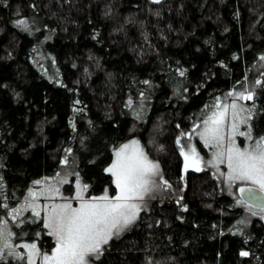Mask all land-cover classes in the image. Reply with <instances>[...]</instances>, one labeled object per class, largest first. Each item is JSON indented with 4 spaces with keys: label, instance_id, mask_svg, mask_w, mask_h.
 Listing matches in <instances>:
<instances>
[{
    "label": "trees",
    "instance_id": "trees-1",
    "mask_svg": "<svg viewBox=\"0 0 264 264\" xmlns=\"http://www.w3.org/2000/svg\"><path fill=\"white\" fill-rule=\"evenodd\" d=\"M263 55L264 0H0V219L67 153L88 196H112L113 151L136 138L170 187L91 264H264V224L210 171H185L177 144L245 83L264 137Z\"/></svg>",
    "mask_w": 264,
    "mask_h": 264
},
{
    "label": "snow or ice",
    "instance_id": "snow-or-ice-1",
    "mask_svg": "<svg viewBox=\"0 0 264 264\" xmlns=\"http://www.w3.org/2000/svg\"><path fill=\"white\" fill-rule=\"evenodd\" d=\"M17 23L20 26H26L24 20H19ZM228 95L233 96L234 94L230 92ZM236 98L251 100L253 96L251 93H240L236 95ZM220 107L221 105L217 103L218 110L203 121L205 126L199 133L206 147L217 149L213 161L209 162L210 166L219 167V164L226 163L228 172L223 175L230 184L236 181H247L258 185L259 190L264 192V137H260L253 144L241 149L236 146L232 135H229L228 145L225 147L224 127L229 105L225 104L223 111L219 110ZM230 107L232 119L235 121L239 118V113L236 111L237 105L233 102ZM236 127L233 123V132ZM195 130L194 128L193 131ZM241 135L245 134L241 133ZM246 138L252 139L250 130ZM177 144L181 146V155L185 159V171L189 167L200 171L201 161L196 155L195 148L181 145L179 138ZM185 148H188L187 152ZM106 172L114 178L113 182L117 190L114 196H110L105 190L104 195L85 200L81 194L87 190L85 185L76 196V199L80 200L79 207H73L71 203L43 206L44 227L49 229L48 234L56 239V247L52 255L43 257L44 264H91L92 257L98 258L102 245L108 244L113 236L118 237L137 220L139 213L143 210V205L139 202L143 201L145 196L158 186L156 177L160 178V184L170 187L163 179L159 165L148 159L135 140L115 151V160ZM36 183L39 184L40 181ZM52 191L58 192L59 189ZM239 191L242 194L247 192L249 199L254 198L255 194L252 189L240 188ZM30 195L34 201L36 194L30 193ZM27 207L32 208L34 216H40L34 204H29ZM20 212L21 209H14L13 219ZM12 235L7 230L5 221L0 219V243L3 247L11 248L8 240ZM22 247L28 252V264H34L32 256L35 254L36 245L25 244ZM241 255L247 256L248 253L241 252Z\"/></svg>",
    "mask_w": 264,
    "mask_h": 264
},
{
    "label": "rangeland",
    "instance_id": "rangeland-1",
    "mask_svg": "<svg viewBox=\"0 0 264 264\" xmlns=\"http://www.w3.org/2000/svg\"><path fill=\"white\" fill-rule=\"evenodd\" d=\"M45 57L50 59V54H46ZM264 55L258 60L257 65L253 69V71H258V72H264ZM42 59V58H41ZM253 86L248 85L247 83L244 84L243 88L240 89H233L230 91L225 92L221 96L216 97V102L212 105V108L210 109V112L208 113L207 117L210 116L213 112L217 111L218 109L216 108L217 103L221 105L220 111H223V106L225 104L229 105L228 108V113H227V118L225 120V127H224V145L227 147L228 145V136L232 135L233 140L235 141V144L238 148H245L248 147L250 144H253L257 139H254L252 137L251 140L246 138V134L249 132V123H250V118H251V109H250V102L251 100H244V99H237L236 95L240 93L248 94L251 93L253 95ZM233 93V96H229V93ZM144 95L141 96L143 98ZM236 103L237 109L236 111L239 113V118L233 121L232 119V109L230 105L232 103ZM141 104V102L139 103ZM130 105V104H129ZM133 109V112H137V115L140 114V117L143 118L146 111L141 109V107L138 106V109L136 106ZM243 109V110H241ZM143 110V111H142ZM140 111V112H139ZM142 111V112H141ZM136 115V114H135ZM206 117V118H207ZM250 117V118H249ZM138 118V117H137ZM204 121V120H203ZM203 121H200L197 123V125L193 126L192 128L186 130L185 132H179L178 138L181 140V145H187L191 148H195L196 150V155L200 158V168L202 170H208L210 173L213 175L214 178L218 181V183L221 185V189L226 192L227 194L231 195L232 197L236 196V189L237 187L241 185H250L254 187H258V185H253L250 182L247 181H236L235 183H229L225 177V175L228 172V168L226 166V163H221L219 164V167L215 166H210L209 162L213 161V156L214 153L217 151L216 148L212 147H206L204 144V141L200 138L199 133L203 130L204 128V123ZM236 124V130L233 132L232 130V124ZM196 129L193 131V129ZM241 133H244L245 135H241ZM186 134V135H184ZM252 136V134H251ZM137 141L139 147L145 155L148 157V159L155 163L158 164L156 160L152 159L146 149L143 147V145L136 139L133 138L126 143H123L119 146H117L114 151H113V158L111 164L108 166V168L112 165L113 161L115 160V151L118 150L120 147H122L124 144H130L131 141ZM180 147V152H181V146ZM185 151H188V148H185ZM68 157V153L66 155H63L60 161V169L51 177L48 178H43L40 181L39 184L36 183V181L30 186L28 189L25 197L21 201V203L15 208V209H21V212L18 216H15V219H13V210L9 211L5 217L2 219L5 221L7 225V230L10 231L13 235L10 237L8 240L9 245H11V248H5L3 247V244L0 243V260H6L9 256L11 257H17V259L22 260L23 263L28 264V252L25 248L22 247V245L25 244H35L36 249H35V254L32 256V260L34 261V264H44L43 262V257L45 255L51 256L53 250L56 247V239L54 236H51L48 234L49 229L44 227V216L45 213L43 211V206L45 204L51 206L52 204H63V203H71L73 207H79L80 205V200L76 199L77 193L81 192V190L84 188V185L82 184V178L80 175V172L78 171V162L76 160V157L71 156ZM183 157V164L185 166V159ZM188 170H193L192 167H189ZM159 171L161 173L160 167ZM195 171V170H193ZM110 174V173H109ZM111 175V174H110ZM112 177V175H111ZM157 181V187L154 188V190L150 193H148L143 201H140L143 205V210H147L149 204L153 201V199H156L158 197H162L167 193V186L164 184L159 183V177L155 178ZM112 180L114 178L112 177ZM114 184V182H113ZM115 186V184H114ZM53 189H59L58 192L52 191ZM116 187H115V193L112 195L114 196L116 194ZM88 188L86 191H83L82 197L85 200H88L92 197H100L104 195L105 191L101 193V195L97 196H88L87 194ZM30 193H35L36 198L33 201L32 196ZM109 194V192H108ZM235 194V196H234ZM237 197V196H236ZM29 204H34L36 211L40 212V216H34L33 215V210L31 207H27ZM244 205V204H243ZM246 206V205H245ZM245 210L248 212L250 216H253V218H257L259 221H261L264 224V210H256L253 209L249 206L245 207ZM141 211V212H142ZM140 212V213H141ZM139 213V214H140ZM139 216V215H138ZM138 219V217H137ZM26 221H28L29 226L25 227L24 224ZM31 221L38 222L40 225V230L39 233L36 235V238L34 241H26L27 237L32 233V231H36L37 229L29 228L30 226H35L34 223H30ZM137 221V220H136ZM135 221V222H136ZM134 222V223H135ZM133 223V224H134ZM132 224V225H133ZM132 225H130L126 230L120 233H124L127 231ZM16 229H20L18 231H22L23 233H18L20 236L19 238L21 239L20 242H15L14 237H15V231ZM16 231V232H18ZM49 237L52 241V246L50 247V243H46L45 241H41L43 237ZM18 237V236H17ZM16 237V238H17ZM117 236H113L115 238ZM112 238V239H113ZM38 240V241H37ZM45 242V244H44ZM47 246L50 247V249L46 248ZM104 245L101 247V251ZM101 254V252H100ZM98 255V257L100 256ZM97 259L95 256L92 257V261ZM92 263V262H91Z\"/></svg>",
    "mask_w": 264,
    "mask_h": 264
},
{
    "label": "water",
    "instance_id": "water-1",
    "mask_svg": "<svg viewBox=\"0 0 264 264\" xmlns=\"http://www.w3.org/2000/svg\"><path fill=\"white\" fill-rule=\"evenodd\" d=\"M150 1L155 2V0H150ZM159 1H161V0H159ZM240 188L252 189L254 194H255L254 198L249 199L248 193L245 192L242 194L239 191ZM236 195H237V198L246 206H249V207L256 209V210H264V192H261L259 190V188L254 187V186H250V185H241V186L237 187Z\"/></svg>",
    "mask_w": 264,
    "mask_h": 264
},
{
    "label": "flooded vegetation",
    "instance_id": "flooded-vegetation-1",
    "mask_svg": "<svg viewBox=\"0 0 264 264\" xmlns=\"http://www.w3.org/2000/svg\"><path fill=\"white\" fill-rule=\"evenodd\" d=\"M183 169L185 170V166H184V164H183ZM184 174L182 173V176H183Z\"/></svg>",
    "mask_w": 264,
    "mask_h": 264
}]
</instances>
